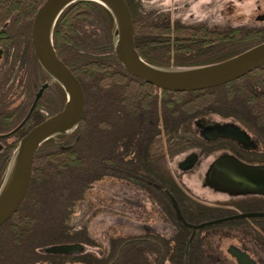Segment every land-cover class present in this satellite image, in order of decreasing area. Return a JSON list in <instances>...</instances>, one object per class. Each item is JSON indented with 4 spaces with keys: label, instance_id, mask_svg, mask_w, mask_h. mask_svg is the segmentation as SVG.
I'll return each mask as SVG.
<instances>
[{
    "label": "trees",
    "instance_id": "obj_1",
    "mask_svg": "<svg viewBox=\"0 0 264 264\" xmlns=\"http://www.w3.org/2000/svg\"><path fill=\"white\" fill-rule=\"evenodd\" d=\"M43 1L0 0V23L10 18L8 32L25 35L33 53L32 22ZM127 2L135 23L136 47L144 59L156 65H205L264 40V26L219 28L171 21L156 2ZM114 30L113 14L95 0L72 2L56 22L54 44L82 82L85 111L76 128L48 138L39 148L28 194L0 227V264H165V260L183 264L180 250L186 247L190 227L177 220L166 190L178 199L186 218L194 221L186 203L191 197L172 173L158 169V161L194 144L199 136L192 120L208 113L235 117L264 134V64L217 86L162 89L125 68L114 49ZM62 91V100L54 101L47 115L63 107V86ZM43 118L37 111L21 136ZM130 187L134 194L146 191L150 202L174 214L161 222L179 231L156 237L164 249L148 241L147 249L142 241L127 242V230L112 234L116 224L131 222L123 195ZM96 188L102 191L98 199L92 196L93 191L100 195ZM134 211H139V205ZM96 214L105 225L106 243L93 234L90 223ZM132 222L139 228L151 223ZM174 241L176 245H171ZM67 242H80L84 248L71 253L46 250Z\"/></svg>",
    "mask_w": 264,
    "mask_h": 264
},
{
    "label": "flooded vegetation",
    "instance_id": "obj_2",
    "mask_svg": "<svg viewBox=\"0 0 264 264\" xmlns=\"http://www.w3.org/2000/svg\"><path fill=\"white\" fill-rule=\"evenodd\" d=\"M151 2H156L157 7L166 13L171 21H183L172 16L179 5H165V0ZM188 2L191 3L192 0H187L183 5ZM199 7L206 9L211 7V0L202 1ZM257 18L264 19V14H259ZM10 26V18L0 23V186L26 125L33 120L37 111L41 113V117L49 116L47 109L52 107L54 101L63 98L62 85L43 69L42 65L44 74L38 73L35 51L33 53L26 36L19 32L20 35L17 36L10 34L8 32ZM49 90L55 91V94L51 95L48 93ZM210 114L193 118V129L199 136L192 142L194 144L174 154L163 156L156 165L159 170L167 173L178 172L181 176L196 174L195 177L201 182L203 192H198L191 185L181 181L191 197L186 203L193 212L194 221H189L181 208L184 217L188 222L197 224L243 212H264V193L256 191L234 193L218 189L208 181L211 165L224 154L236 156L248 164L264 165V134L259 128L235 117L220 115L219 118H214ZM217 126L227 131L239 128L242 131L241 137L215 135L214 129ZM169 160H174L176 165H170ZM154 185L161 187L157 182ZM130 188L126 200L128 206L132 205L134 209L128 213L131 222L128 223L127 242L142 241L144 249H147L149 246L145 241H148L157 243L164 249L162 241L156 237H159L160 233L164 236L179 231L178 228L171 229L161 222L174 218V214L166 213L159 207L157 210L150 209L149 207L156 203L150 202L148 193L141 191L140 194L136 192L134 194L135 190L133 187ZM138 205L139 211H134ZM202 214L203 217L196 218ZM175 216L180 220L176 210ZM133 220L151 223L139 228L134 225ZM183 224L186 225L184 222ZM188 227L190 232L186 247L180 250L184 256L183 264H188V261L191 264H264V215H250L205 225L196 230L190 243L188 240L193 228ZM172 244L176 245L175 241ZM192 244L194 247L191 250ZM174 248L176 246L172 249ZM164 263L171 264L168 260Z\"/></svg>",
    "mask_w": 264,
    "mask_h": 264
},
{
    "label": "water",
    "instance_id": "obj_3",
    "mask_svg": "<svg viewBox=\"0 0 264 264\" xmlns=\"http://www.w3.org/2000/svg\"><path fill=\"white\" fill-rule=\"evenodd\" d=\"M77 0H44L38 7L32 22L31 37L35 54L43 68L64 88L66 100L61 109L35 124L20 139L14 150L0 186V227L22 205L31 186L34 161L42 143L58 134L67 133L82 121L86 106L85 91L81 80L72 67L60 56L54 44V29L63 10ZM105 5L115 19L114 49L132 74L168 90H198L217 86L239 78L264 64V40L226 59L213 63L165 67L150 63L136 47L135 23L127 0H95ZM239 128L228 130L217 126L215 135L241 137ZM68 147V146H63ZM208 181L218 189L234 193L256 191L264 193V165L243 162L236 156L224 154L218 157L208 172ZM177 216L193 228L188 243L196 230L209 224L264 212H243L219 219L190 223L184 217L177 198L169 190ZM80 242L57 243L46 247L54 253H71L82 250Z\"/></svg>",
    "mask_w": 264,
    "mask_h": 264
},
{
    "label": "rangeland",
    "instance_id": "obj_4",
    "mask_svg": "<svg viewBox=\"0 0 264 264\" xmlns=\"http://www.w3.org/2000/svg\"><path fill=\"white\" fill-rule=\"evenodd\" d=\"M186 1L187 0H165V5L167 4L171 6L172 4L179 5V7L176 8V11L174 13L172 12L173 13L172 16H174L176 19L180 18L184 22H203V23H207V25H210L212 27H219V28L242 25V24L264 26V19L260 20L257 18L259 14H264V0H211V7H208L207 9L199 7V4L202 1L206 2L207 0H192L191 3L188 2V4L183 5L185 4ZM37 66H38V73L44 74V72L42 71L44 68L41 66V64L37 63ZM48 93L54 95L55 91L49 90ZM47 98H48V94H47ZM210 116L214 118L220 117V115L216 113H211ZM171 160H169V164L175 166L176 165L175 161L174 160L171 161ZM172 175H174L176 179H178V177L181 176V174L178 172L172 173ZM195 176L196 174L193 175L184 174L181 176V178H179L180 180L179 179L178 180L180 182L181 181L186 182L188 185H191L194 189L198 190V192H203V190H201L202 189L201 182ZM105 186L107 187V184H105ZM96 190H98V194L100 195L98 197L95 196L97 192L93 191L92 196L94 195V197L98 199L100 196L102 197V191L101 189H97V188ZM128 193L129 190H126V192L123 193V195H125V199H127ZM153 208L154 210H157V205H153ZM131 209H133L132 205L128 206L127 210L131 211ZM99 214L101 213H98V215ZM96 215L92 218L90 223L93 234L98 238L100 242L106 243L107 238L104 230L105 225L98 219V215L97 216ZM94 218L95 221L93 222ZM110 221H112V219H110ZM127 228L128 225L126 224L124 225L116 224L115 227L111 228V231L112 234H117L118 232L125 233L126 232L125 230H127Z\"/></svg>",
    "mask_w": 264,
    "mask_h": 264
}]
</instances>
